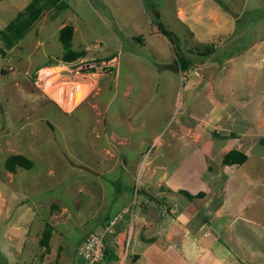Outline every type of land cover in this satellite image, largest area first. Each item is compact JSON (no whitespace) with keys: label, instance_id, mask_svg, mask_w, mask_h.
Segmentation results:
<instances>
[{"label":"rangeland","instance_id":"1","mask_svg":"<svg viewBox=\"0 0 264 264\" xmlns=\"http://www.w3.org/2000/svg\"><path fill=\"white\" fill-rule=\"evenodd\" d=\"M29 1L0 0V30ZM63 1L66 8L42 10L10 48L0 41V264H80L81 239L116 216L98 264L129 262L125 233L112 235L147 190L174 214L181 195L167 177L198 157L213 192L207 205L197 201L199 219L225 194L216 231L246 264H264V146L251 140L264 128L251 113L264 91V0ZM64 25L70 49L82 52L70 62L60 60ZM71 84L80 86L77 103ZM186 129L191 146L174 136ZM221 137L223 151L203 142ZM232 150L245 156L241 164L222 162ZM11 155L28 164L8 168Z\"/></svg>","mask_w":264,"mask_h":264},{"label":"crops","instance_id":"2","mask_svg":"<svg viewBox=\"0 0 264 264\" xmlns=\"http://www.w3.org/2000/svg\"><path fill=\"white\" fill-rule=\"evenodd\" d=\"M261 2L264 4V1ZM178 7L177 5L175 16L178 20L183 21L185 15L183 11H181V14H178ZM195 7H198L197 3ZM208 14L207 17H210V13ZM233 19L237 20L238 15H235ZM225 22H227V18L224 20ZM255 52L256 55L257 51ZM259 58H264V52H259ZM261 60L260 62H256V64L261 63ZM40 73L48 74L47 69L41 70ZM262 103H264V91L262 97L254 103L253 111H251L255 123L261 128L264 127V105ZM178 132L180 133L179 138L183 140L185 145L187 144L189 146L194 143L193 137H189L190 131L188 129L186 131H177L174 133V136H177ZM254 133L259 138L264 135V128ZM253 139L255 138L251 140L253 141ZM224 141L227 142L226 139L221 137L220 139H205L203 142L206 143V148L222 149L223 151L228 145V143H223ZM194 161V163L191 162V165L187 167V172L182 173L178 168L173 170L167 177L168 181L173 183V186L168 187L171 190L183 189V184L181 183L187 182V185L190 184L193 187L187 190L188 193L195 194L201 191L203 192V196L193 198L190 201L181 196L177 202V211L172 215L163 213L160 207L147 197L145 199L143 198L128 225L125 223L122 229L115 231L114 235H112L115 239L119 238L120 241L121 235L125 233V239L127 238L126 245L130 247L129 255L131 256V260L127 262L125 256L121 264H246V261L239 255H236L227 246L225 241L221 239L220 232L216 231L218 228H216L217 224L214 218H218L223 211L227 199L225 194L222 200L210 210L201 211L203 216L200 215L199 219L197 201L200 202L201 206L207 205L213 196V192L210 190L206 180L202 177L206 168L204 158L198 157ZM198 161L201 163V171L197 167L199 165L197 163ZM231 177L236 179L234 175H231ZM163 178L164 180H162L161 175L159 179L166 181L167 178L165 176ZM180 178L186 182H183ZM147 191L143 193L157 199L155 193L153 194L149 193V190ZM12 230H17V228ZM29 230L31 229L23 232L27 234ZM21 235L20 233H15L14 236L16 239H21ZM117 243L119 242H115L114 244L117 245ZM23 246L24 244H22L21 239L17 244L18 249L16 251L19 252ZM118 249L119 246L117 245L115 248V256L117 257L119 254ZM11 253L15 256L13 251ZM118 261H120V258Z\"/></svg>","mask_w":264,"mask_h":264},{"label":"trees","instance_id":"3","mask_svg":"<svg viewBox=\"0 0 264 264\" xmlns=\"http://www.w3.org/2000/svg\"><path fill=\"white\" fill-rule=\"evenodd\" d=\"M53 7L56 11H61L66 8L67 4L63 0H30L23 9L18 12L15 17L9 21L1 30H0V41L3 46L8 49L10 48L16 41L23 37V35L27 32L32 23L37 19L40 15L41 11ZM156 28L159 32L166 37H168V32H166L162 25L158 23ZM72 28L70 25H64L59 29L58 32V40L62 47V55L60 60L62 62H70L82 55L81 51H73L70 49V37H71ZM44 64L46 65H55L56 63ZM179 69H187L188 64L186 60H183L181 64L177 66ZM41 72V71H40ZM245 160V156L242 153H239L236 150L228 151L223 155L222 162L224 164H241ZM13 164H17L20 167H24L28 164L27 160L20 155H11L6 160V166L11 168ZM26 168V167H25ZM12 171V170H11ZM170 191L169 189H167ZM176 192L183 196L187 200H192L193 198H200L203 196V192L199 191L195 194H190L183 189H178ZM149 200L155 201L159 203V199H155L150 195H145ZM45 237V236H44ZM43 242V240H42ZM95 264H98L95 263Z\"/></svg>","mask_w":264,"mask_h":264},{"label":"built area","instance_id":"4","mask_svg":"<svg viewBox=\"0 0 264 264\" xmlns=\"http://www.w3.org/2000/svg\"><path fill=\"white\" fill-rule=\"evenodd\" d=\"M67 63L65 65L70 66ZM85 65H79L75 68L76 71L82 69ZM89 68L92 65H88ZM118 220V216L114 217L111 221H109L108 225L101 233L88 232L78 244L76 253L81 259L80 264H95L99 262L102 257L103 252V233L110 232L111 226L115 221ZM127 239V238H126Z\"/></svg>","mask_w":264,"mask_h":264},{"label":"bare ground","instance_id":"5","mask_svg":"<svg viewBox=\"0 0 264 264\" xmlns=\"http://www.w3.org/2000/svg\"><path fill=\"white\" fill-rule=\"evenodd\" d=\"M77 86H78V85H77ZM71 87H72L73 89H74V88L76 89V93L74 92V93H75V94H74V103H75V102L77 103L79 97L76 96V94H77V91H78V87H80V86L75 87V85H72V84H71ZM67 88H68V87H67ZM65 89H66V88H65ZM81 90H82V89H81ZM81 90H80V91H81ZM62 91H63L62 88H59V91H58V92H59L60 94H62ZM65 91H66V90H65ZM70 91H71V90H70ZM71 93H72V92H71ZM54 94H55V93H54ZM55 95H56V94H55ZM64 95H65V94H64ZM82 95H83V94H82ZM64 98H65V97H64ZM67 98H69V95H67ZM61 99H62V98H61ZM55 100H57V99H55ZM63 100H64V99H63ZM72 101H73V100H72ZM66 104H67V103H66ZM71 106H72V105H71ZM66 107H67V105H66ZM68 107H69V106H68ZM64 108H65V106H64ZM69 108H71V107H69Z\"/></svg>","mask_w":264,"mask_h":264},{"label":"water","instance_id":"6","mask_svg":"<svg viewBox=\"0 0 264 264\" xmlns=\"http://www.w3.org/2000/svg\"><path fill=\"white\" fill-rule=\"evenodd\" d=\"M253 141L258 143L261 146H264V136H261L259 138H255V139H253ZM83 169L90 172V170L87 168H83Z\"/></svg>","mask_w":264,"mask_h":264}]
</instances>
